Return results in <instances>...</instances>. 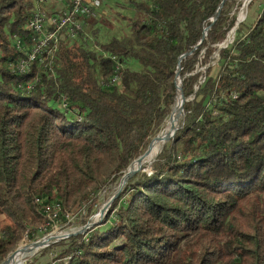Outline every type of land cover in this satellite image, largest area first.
I'll return each instance as SVG.
<instances>
[{
	"label": "trees",
	"instance_id": "obj_1",
	"mask_svg": "<svg viewBox=\"0 0 264 264\" xmlns=\"http://www.w3.org/2000/svg\"><path fill=\"white\" fill-rule=\"evenodd\" d=\"M35 1L0 0V216L10 221L0 263L25 233L34 239L27 230L43 225L42 206L58 203L64 221L145 152L175 103L179 57L222 2L128 0L138 14L126 18L128 36L99 51L82 35L61 44L48 78L37 66L13 71L12 37L27 38ZM235 1L224 2L199 49L180 61L182 126L153 173L150 165L128 180L61 264H264V7L243 39L219 49ZM88 23L95 39L97 18ZM214 53L216 74L209 66L199 85L196 66ZM113 58L119 86L109 85ZM130 60L142 71L129 70Z\"/></svg>",
	"mask_w": 264,
	"mask_h": 264
},
{
	"label": "built area",
	"instance_id": "obj_2",
	"mask_svg": "<svg viewBox=\"0 0 264 264\" xmlns=\"http://www.w3.org/2000/svg\"><path fill=\"white\" fill-rule=\"evenodd\" d=\"M251 1L239 0L240 7H238V3L230 18L233 19L234 25L228 31L224 42L218 45L219 49L228 48L236 41V32L239 25L246 18V12ZM99 6L100 0H36L30 17L24 26L27 38H20L16 35L12 37L13 48L15 52H18V60L13 67V71L15 73L30 72L33 68L30 67V58H38L37 68L46 74L48 78L53 77L54 59L60 45L85 35L88 22L96 18V9ZM244 37L245 35L240 39ZM114 62L113 76L109 81V85L119 86V72L122 67L115 58ZM36 80L37 78L33 81V84L26 85L25 89L27 91L33 90ZM204 81L205 78L200 77L199 85H202ZM62 105L65 106L64 98L62 99ZM37 210L39 212L38 208ZM70 215V213H66L64 221H61V214H56V211L47 209V215H42L44 223L39 230L45 233L49 230H51L50 232L57 231L60 223L69 222ZM25 236H27V233ZM24 246L26 244L21 247Z\"/></svg>",
	"mask_w": 264,
	"mask_h": 264
},
{
	"label": "rangeland",
	"instance_id": "obj_3",
	"mask_svg": "<svg viewBox=\"0 0 264 264\" xmlns=\"http://www.w3.org/2000/svg\"><path fill=\"white\" fill-rule=\"evenodd\" d=\"M238 3H239V0H236L228 8L227 16L229 19L231 18V14L234 8L238 6ZM238 7H240V3ZM263 7H264V0H252L251 3H249V7L246 12V18L244 22L239 25V29L236 32V35H235L236 39L238 38L240 39L243 35H246L248 33L250 27L252 26L254 21L259 16L260 11L263 9ZM137 16L138 14L133 11L128 0H100V6L96 9L97 23H96V26L94 27L98 29V35L95 39L90 37L92 28L88 23V27H86L85 29V35H82V37H87L86 39L88 40L89 47L94 49V51H99L100 45L106 44L114 38L119 39L124 36H128L130 34V30H129L128 21L126 20V18L134 19ZM200 59L202 60V57ZM217 61H218L217 53H214L212 60L206 66L201 65L199 62L196 68H197V72L201 73V78H205L204 76L206 75V69L209 66H211L212 68V72L210 74L211 75L216 74L217 67H215V64L217 63ZM126 67L129 70H132L135 72L142 71L143 69L142 66L134 60L128 61L126 64ZM182 121H183V114L181 116L180 125ZM180 125L179 127H181ZM162 127L158 134H160V132L162 131ZM168 145H169V142L165 146L168 147ZM160 154H163L162 150ZM160 154L157 156L156 160L151 164L152 171L149 174L147 173L145 174L151 175L153 173V164L157 160H159ZM128 168L122 173L125 174ZM140 174H142V172H139L136 175H140ZM121 177H119L115 182H112V183L108 182L100 191L90 196L87 202H81L78 205H76L75 208L70 212L71 215L69 217V222L60 223V225L57 228V231L54 230L50 232L51 230H49L45 233L44 231L39 230L41 226L30 227L27 231L29 232L31 236L34 237V239L29 240L28 235L25 236L26 235L25 233L22 240L19 242L17 247L12 252H14L17 248L21 247L24 244L27 245L33 242L40 241L45 236L49 235L50 233L51 234H54L55 232L56 233H75L77 231H81L79 235L70 237L65 240H61V241L59 240L56 243L50 244L46 248H42L38 250L32 256H27V257L25 256L23 258V264H61L63 263L64 260L59 259V256L73 243V241L75 240L74 238H76L77 236L83 237L89 230L95 227L93 226L82 232L83 228L85 227L87 223L94 222V217L99 213L100 209L108 202V200L112 197V195L118 190ZM106 215L103 217L102 221L104 220ZM9 224H10V221L6 217L0 216V237H2V235L4 234L3 232L4 228L8 226ZM108 225L109 224L107 223L105 226L100 227V229L101 230L106 229Z\"/></svg>",
	"mask_w": 264,
	"mask_h": 264
},
{
	"label": "bare ground",
	"instance_id": "obj_4",
	"mask_svg": "<svg viewBox=\"0 0 264 264\" xmlns=\"http://www.w3.org/2000/svg\"><path fill=\"white\" fill-rule=\"evenodd\" d=\"M114 60V58H113ZM38 65V58H30V67ZM29 72H21L17 73L18 75H25ZM182 116V102L180 94L177 93L175 103L172 107L169 118L166 119L165 124L163 125L162 131L155 138H153L147 148V153L143 155L140 161L132 163V166L128 170L137 168L138 165L144 166V168L150 166L154 159L160 154L163 147L167 144V142H163V140L173 134L179 128L180 121ZM37 203L40 202L37 200ZM47 209L51 211H56V214L59 212L58 204H51L42 206V212L44 215H47ZM98 219V214L94 217V221ZM65 234L68 233H54L53 241H59ZM50 238H46L43 240V243L40 242L36 245V247L32 251H26L25 247H19L17 252L14 254L12 259L7 262V264H23V258L26 256H32L38 250L42 249L43 246L49 243Z\"/></svg>",
	"mask_w": 264,
	"mask_h": 264
},
{
	"label": "water",
	"instance_id": "obj_5",
	"mask_svg": "<svg viewBox=\"0 0 264 264\" xmlns=\"http://www.w3.org/2000/svg\"><path fill=\"white\" fill-rule=\"evenodd\" d=\"M225 1H226V0H222L220 6L217 8V11H216V13H215V16L210 20V21H211V24H210L207 28L204 29L203 34H202V37H201L199 43L196 45V47H195L191 52H188V53H186L185 55L180 56L179 59H178V66H177V70H176V79H177V83H176V85H175V89H176V94L179 93V94H180V97H181V102H182V114H183V105H184V103L186 102V99L184 98L183 91H182V88H181L182 78L179 77V74H180V71H181V69H180V61H181L183 58H185L187 55H191V54L193 53V51L199 49V47L201 46V44H202V42H203V39H204L205 36H206L207 31H208V30L210 29V27L216 22L217 17L219 16L220 11L222 10V7H223ZM181 126H182V124H181ZM178 129H179V128H178ZM178 129H177V130H178ZM176 132H177V131H175V132H174L173 134H171L170 136L166 137V138L163 140V142H169V141L174 137V135H175ZM146 153H147V149H146V151L143 153V155H145ZM143 155H142V156H139V157H138L136 160H134L132 163H134V162H137V163H138V162L140 161V159L143 157ZM156 158H157V157H156ZM156 158L154 159V161L156 160ZM154 161H153V162H154ZM132 163L129 165V168H130V166H132ZM129 168H128V169H129ZM143 170H144V166H142V165H138L137 168H135V169H131V170H127V172H126L125 174L122 175V177H121V179H120V182H119L118 190L112 195V197L108 200V202H107V203H106V204L100 209V211H99V213H98V219L95 220L93 223H87V224L85 225V227L83 228L82 232L85 231L86 229H89V228L93 227V226L99 225V224L102 222V219H103V217L106 215V213H107L109 207L111 206L112 202H113L115 199H117V198L119 197V195L121 194L124 185L128 182V180H130L131 178H133L136 174H138L139 172H143ZM80 233H81V231H77V232H75V233H68V234H65V235L60 239V241H61V240L68 239V238H70V237H74V236H76V235H79ZM46 238H50V239H49L50 241H49L48 244H46L45 246H43V248H46L47 246H49V245L52 244V243H56V242H58V241H53V239H54V238H53V235H47V236H45V237H44L42 240H40V241L33 242V243H31V244H28V245L24 246V247H25V250L28 251V252H29V251H32V250L36 247V245H37L38 243H40V242L43 243V240H45ZM18 249H19V248H17L14 252H12L10 255H8V256L6 257V259H5L3 262H1L0 264H7V262L10 261V260L12 259V257L14 256V254L17 252Z\"/></svg>",
	"mask_w": 264,
	"mask_h": 264
}]
</instances>
